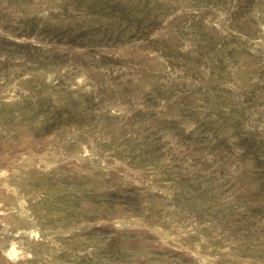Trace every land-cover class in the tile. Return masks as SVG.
Here are the masks:
<instances>
[{"label": "rangeland", "instance_id": "obj_1", "mask_svg": "<svg viewBox=\"0 0 264 264\" xmlns=\"http://www.w3.org/2000/svg\"><path fill=\"white\" fill-rule=\"evenodd\" d=\"M0 264H264V0H0Z\"/></svg>", "mask_w": 264, "mask_h": 264}]
</instances>
